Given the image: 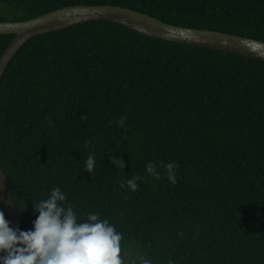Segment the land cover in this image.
<instances>
[{
	"label": "trees",
	"instance_id": "obj_1",
	"mask_svg": "<svg viewBox=\"0 0 264 264\" xmlns=\"http://www.w3.org/2000/svg\"><path fill=\"white\" fill-rule=\"evenodd\" d=\"M105 5L264 42V0H0V22ZM13 39L0 35V56ZM0 158L21 230L59 187L78 217L91 212L115 225L125 260L264 264L262 61L106 22L36 36L0 84ZM169 162L178 165L175 184ZM134 176L137 190L121 189Z\"/></svg>",
	"mask_w": 264,
	"mask_h": 264
},
{
	"label": "clouds",
	"instance_id": "obj_2",
	"mask_svg": "<svg viewBox=\"0 0 264 264\" xmlns=\"http://www.w3.org/2000/svg\"><path fill=\"white\" fill-rule=\"evenodd\" d=\"M126 117L118 121L126 128ZM110 162L117 168H124L125 162L120 156H111ZM167 170V179L175 184L174 162L163 164ZM148 174L160 178L157 164L149 161ZM96 161L90 154L84 165V171L93 173ZM140 177L121 181V189L137 190ZM36 219L32 228L21 230L12 228L10 221L0 211V264H153L150 258L129 254L124 259L122 233L108 219L89 212L80 218L65 193L59 187L51 189L47 199H41L33 209ZM169 264H172L169 261Z\"/></svg>",
	"mask_w": 264,
	"mask_h": 264
},
{
	"label": "water",
	"instance_id": "obj_3",
	"mask_svg": "<svg viewBox=\"0 0 264 264\" xmlns=\"http://www.w3.org/2000/svg\"><path fill=\"white\" fill-rule=\"evenodd\" d=\"M89 22L117 24L146 38L230 53L264 62L263 41L216 31L173 26L149 15L118 6H72L26 21L0 22V35L14 36L0 56V84L7 67L28 40ZM0 208L10 221V226L20 229L21 219L13 203L11 186L2 169L1 158Z\"/></svg>",
	"mask_w": 264,
	"mask_h": 264
},
{
	"label": "rangeland",
	"instance_id": "obj_4",
	"mask_svg": "<svg viewBox=\"0 0 264 264\" xmlns=\"http://www.w3.org/2000/svg\"><path fill=\"white\" fill-rule=\"evenodd\" d=\"M125 259V258H124Z\"/></svg>",
	"mask_w": 264,
	"mask_h": 264
}]
</instances>
